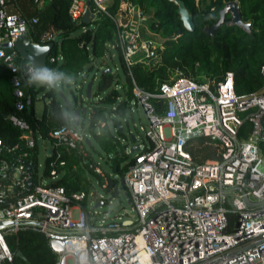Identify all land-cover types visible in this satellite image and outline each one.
<instances>
[{"label":"built area","instance_id":"built-area-1","mask_svg":"<svg viewBox=\"0 0 264 264\" xmlns=\"http://www.w3.org/2000/svg\"><path fill=\"white\" fill-rule=\"evenodd\" d=\"M88 1L91 19L96 12L106 13L107 0ZM32 2L39 8L44 1ZM85 8L86 0H70L67 14L78 21ZM35 22V16L18 11L15 0H0V62L10 72L17 111L29 103L20 75L28 77L31 64L17 63V51L10 48L5 52L1 44L28 33ZM114 22L116 40L107 47L119 51L127 72L130 74L129 67L135 63L149 65L160 41L157 33L149 31L143 12L136 5L124 6ZM52 39L44 33L34 43ZM109 57L103 56V60ZM109 72L113 73L110 68ZM260 74L262 90L242 97L235 95L230 73L213 88L203 76L196 81L178 73L172 82L160 83L155 95L139 96L140 90L133 84L135 99L130 103H139L149 128L144 132L146 142L142 148L137 144L135 159L122 179L134 210L125 225L96 219L93 206L88 218L80 201L90 196L94 204L103 203L102 195L66 192L51 184L58 177L55 166L63 164L58 159L61 147L66 155L70 150L85 155L84 131L70 121L41 137L12 118L27 134L23 133L26 148L35 146L37 151L38 143L47 142V156L54 155V159L45 175L37 173L36 161L25 160L26 152L14 159L0 157V221L8 222L0 228V264L12 259L4 236L24 227L46 238L56 255L55 264H66L68 258L73 264H264V155L258 147L264 140V60ZM81 86L75 83L73 87L79 98ZM149 96L164 99L161 114L153 111ZM244 120L250 129L239 137ZM194 132L219 143L218 160H193L184 146L189 139L185 136ZM95 171L102 176L99 167Z\"/></svg>","mask_w":264,"mask_h":264},{"label":"trees","instance_id":"trees-1","mask_svg":"<svg viewBox=\"0 0 264 264\" xmlns=\"http://www.w3.org/2000/svg\"><path fill=\"white\" fill-rule=\"evenodd\" d=\"M32 1L15 0V6L21 14L36 17V22L28 30L31 41L37 42L44 33L57 38L48 55L54 60L49 62L46 59V65L62 71L64 76L52 87H38L30 84L28 77L21 74L20 86L24 95L29 97V103L17 111L14 108L10 72L0 62V142L5 149L0 152V157L14 159L22 157L26 152L25 160L35 163L36 147H25V130L14 124L12 118L24 122L33 135L41 137L49 130L70 124V103L69 106L65 104L58 94V91L62 94L59 88L68 82L92 81L95 72H99L95 89L101 95L90 106L84 129L87 135L86 153L81 156L70 150V154L66 155L61 147L58 159L63 164L55 166L58 177L51 184L63 187L66 192L88 191V175L95 177L96 184L104 193L113 194L118 190L119 181L135 159V156L128 155L130 137L122 129L130 102L135 99L133 84L140 92L155 95L160 83L172 82V78L178 73L196 81H200L203 76L211 88L226 73H230L233 91L238 97L262 90L260 65L264 60V0H235L241 21L248 23L247 31L231 24L230 14L227 13L223 22L212 33L203 29L217 21L218 11L231 0H181L192 16L193 28L190 31L183 27L176 11L177 6L170 0H107V14L96 12L89 23H84L81 19H70L67 14L70 0H43L39 8ZM134 5L143 12L149 31L160 35L162 41L157 48L156 58L149 65H131L129 74L119 51L107 46L116 40L115 17L124 6ZM89 8H92L91 3ZM146 14L150 15L148 21ZM4 51L9 52L10 49L5 48ZM111 51L115 52L121 68L120 83L117 74L101 73V67H106L107 62L103 60V56H110L111 59ZM23 61L20 56L16 57L17 63ZM115 85L119 88L116 89ZM73 97L75 98L74 93ZM38 101L42 105L39 114H36ZM147 102L156 114H161L166 104L164 99L157 96H149ZM249 129V123L244 120L238 130L239 137H245ZM14 146V150H6ZM258 147L264 155V140L258 143ZM184 149L195 162L203 163L218 160L221 147L216 141L195 136L186 141ZM94 153L102 157L106 169L101 168L94 160ZM53 157L54 155L45 157L43 174L48 175L49 162ZM95 167L100 168L102 176L95 171ZM103 182L105 184L102 186ZM80 206L85 209L89 218L90 209L86 207L85 198L80 201ZM89 221L91 220L88 219ZM4 237L12 253L11 261L5 264H55L56 255L50 251L46 238L38 231L24 227L14 233H7ZM16 251H20L24 259L16 257Z\"/></svg>","mask_w":264,"mask_h":264},{"label":"rangeland","instance_id":"rangeland-1","mask_svg":"<svg viewBox=\"0 0 264 264\" xmlns=\"http://www.w3.org/2000/svg\"><path fill=\"white\" fill-rule=\"evenodd\" d=\"M107 3V2H106ZM147 15V21L150 19V15ZM158 41H162V38L160 35H157ZM111 59L110 57L107 59V62L105 64L106 67L110 68L111 71L115 74H117L118 77V83L122 81V72L121 68L117 59V56L114 51H111ZM99 72H95L94 78L92 79V84L90 88V97L85 98L84 90H85V84L86 83H79L78 81H75L77 84H81L82 86L79 87V90L81 92V97L79 98L78 95H75V98L73 97V93L75 94L73 87V82H68V84H63L59 90L62 91V94L64 98L69 101L70 103V110H69V116L71 124H72V110L73 109H80L82 107L85 108V112L82 113L81 111L78 114V123L76 125V128L78 130L84 131L86 125H87V118L89 114V108L91 105H94L97 99L100 97L101 92L97 93L95 89L96 81L98 79ZM118 88V87H117ZM41 101H38L36 103L35 112L36 114H39L41 110ZM141 127V128H140ZM149 128L147 118L145 117L143 113L142 107L138 104H131L126 114V122H122V129L127 134H132L136 137L135 142L136 144H139L142 148L145 141L144 138V132ZM27 135L26 133H24ZM47 142H40L37 145V152H36V162H37V173L42 172L44 159L48 154L47 151ZM130 147V146H129ZM128 147V149H129ZM137 151L128 152V155L130 157H134L136 155ZM94 160L99 164L101 168L106 169V164L103 162L102 157L94 153L93 155ZM88 181H89V192H93L95 194L102 195L103 203L94 209L96 210L97 214H95L96 219H103L104 223H121L123 221H129L132 219V215L134 213L133 207L131 204L126 202V199L123 195V190L118 189L117 193H104L101 188L96 184V179L93 175H88ZM117 201V205L115 204ZM94 205V200L91 199L90 196H87L86 199V207L88 209L91 208L90 206ZM125 211H128L126 213ZM66 264H73L72 259L68 258L66 261Z\"/></svg>","mask_w":264,"mask_h":264},{"label":"water","instance_id":"water-1","mask_svg":"<svg viewBox=\"0 0 264 264\" xmlns=\"http://www.w3.org/2000/svg\"><path fill=\"white\" fill-rule=\"evenodd\" d=\"M172 1L176 6H177V14L179 15V18L182 22V25L185 29L187 30H192L193 28V23H192V16L190 14V12L185 8L183 2L181 0H170ZM229 13L230 14V23L231 24H236L238 26H240L242 29L244 30H248V23H243L239 17V12H238V8H237V3L235 2V0H231L226 2L223 7L218 11V19L217 21L211 25L209 28H204L203 30L208 32V33H212L213 29L215 27H217L218 25H220L223 20H224V15ZM81 20L84 23H89L91 20V14L89 13V1L86 0V8L84 13L82 14ZM57 41V38H53V40L45 42V43H41V44H37L34 43L30 40V37L28 35L27 32H22L18 35H16L11 41H6L4 43L1 44L2 48H13L17 51V53L19 54V56L21 57L22 60L29 62L31 65L34 62L37 66H47L46 65V59L51 51V49L53 48V46L55 45V42ZM104 72H109V68L105 67L102 69L101 73ZM222 82V80H221ZM91 84L92 81L89 80L88 82H86L85 84V90H84V95L85 98H89L90 97V88H91ZM58 94L61 96V98L63 99V101L65 102V104L67 106H69V102L64 98V96L61 94L60 91H58ZM144 93L139 92V96H143ZM84 113L85 112V108L82 107L80 109H73L72 110V125L76 126L78 123V114L79 112ZM119 129H121L120 124H118ZM198 136V132H194L192 134L186 135L185 138H190V137H195ZM130 137V147L128 152H133V151H138V145L135 142V136L132 134H129ZM124 186V182L123 180L119 181V187L118 189L123 190V195L126 199V202L129 203V199H128V195L127 192L123 189ZM117 193V191L115 192ZM245 200H247L245 198ZM102 201H97L95 202V204L93 205V207H97L99 205H101ZM117 205V201L115 203ZM126 213H128V211H125ZM130 221H123L122 224H129ZM8 222L7 221H0V228L4 227ZM14 255L16 257L22 258L24 259V256L22 255V253L20 251H16L14 253Z\"/></svg>","mask_w":264,"mask_h":264},{"label":"clouds","instance_id":"clouds-1","mask_svg":"<svg viewBox=\"0 0 264 264\" xmlns=\"http://www.w3.org/2000/svg\"><path fill=\"white\" fill-rule=\"evenodd\" d=\"M64 73L47 66H37L34 62L28 74V82L38 87H52L62 79Z\"/></svg>","mask_w":264,"mask_h":264}]
</instances>
